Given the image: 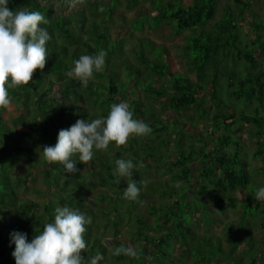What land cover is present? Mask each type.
Returning <instances> with one entry per match:
<instances>
[{
	"label": "trees",
	"instance_id": "obj_1",
	"mask_svg": "<svg viewBox=\"0 0 264 264\" xmlns=\"http://www.w3.org/2000/svg\"><path fill=\"white\" fill-rule=\"evenodd\" d=\"M108 1L11 0L9 4L13 10L42 12L48 24L41 27L47 29L51 39L46 44L49 55L44 69L34 71L27 84L8 86L11 103L18 112L14 122L30 125L36 134L8 126L5 108H0V264H15L10 233L24 232L30 240L53 219L58 205L91 218L84 234L87 248L81 251L84 264H90L97 253L104 257L99 264H182V252H190L194 264H210L209 259L215 256L233 264L243 257L247 258L246 264H264V247L263 254L253 250L255 241L248 230L264 226V201L255 198L264 180L256 178L241 151V133L247 132L255 146L253 154L261 160L258 171L264 172V16L263 20L255 17L253 0H234L239 9L234 11L226 5L218 19L214 15L219 0H163L166 4L150 0L132 25L142 28L146 23L154 28L168 22L177 33L191 30L182 50L186 73L171 70L168 61L161 60L160 45L151 46L145 39L139 40V46L150 48L155 57L147 58L140 49L135 56L143 61L142 69L125 64L124 74L118 78L107 61L121 51L122 39L112 40L102 23L111 21L119 0ZM98 14L99 22L95 21ZM100 50L106 52L105 66L94 72L84 86L70 74V69L81 55H95ZM188 74H194V79ZM142 92L156 100L165 97L163 111L172 110L175 114L170 120L163 118L152 103L143 102ZM120 99L129 104L133 118L152 128L151 134L131 136L124 145L112 142L108 148L115 144L113 153L94 150L89 162L77 161L74 173L65 172L59 162L48 163L44 159L43 146L54 145L60 129L77 119L106 117L110 106ZM191 106L197 109L193 118L185 113ZM23 112L28 115L26 119ZM199 120L204 122L203 130H194ZM172 141L174 158L164 160L163 166L173 165L178 170L169 178L172 183L165 181L150 187L166 202L149 205L148 213L153 217L149 223L141 214L130 211L136 207V200L123 203L129 178L114 175L115 160L133 161L136 167L130 179L140 188L147 160L158 164L159 153L168 149ZM73 159L78 160V156ZM15 162L19 177L13 180L9 172ZM193 162L199 165L197 171L192 168ZM88 163L91 168L80 171ZM45 164L41 171L36 168L37 173L53 192L48 191L43 205L32 200L27 203L19 197L17 184L20 180H33L36 171L33 173L31 168ZM88 175L89 182L102 187L92 197L97 209L86 207L88 200L81 195L82 186L87 189L84 182ZM204 197L222 212L225 205L240 211L236 219L223 226L226 250L220 236H197L194 232L200 222L206 225L215 220L209 215ZM122 211L131 220L125 231L130 237L124 240L115 236ZM197 211L200 217H196ZM107 226H111L114 235L109 247L96 236ZM120 247L134 248L137 256L115 255L114 250Z\"/></svg>",
	"mask_w": 264,
	"mask_h": 264
},
{
	"label": "clouds",
	"instance_id": "obj_2",
	"mask_svg": "<svg viewBox=\"0 0 264 264\" xmlns=\"http://www.w3.org/2000/svg\"><path fill=\"white\" fill-rule=\"evenodd\" d=\"M11 0H0V108L11 103L8 86L29 83L36 70H43L49 52L46 44L51 36L41 25L48 24L46 16L40 11L9 7ZM106 52L100 50L95 55L84 54L74 61L70 74L87 86L94 72L102 71L105 66ZM152 128L142 120L133 118V112L125 101L114 103L106 117L77 119L67 128L57 133L54 145H44L42 153L48 163L59 162L64 171H77V161L87 163L93 159L94 150L107 149L109 144L124 145L131 136H148ZM3 141L0 140V147ZM73 156H78L74 160ZM136 167L131 159H116L114 175L129 178L123 193L128 200L135 201L140 194L136 181L131 180L132 170ZM257 200L264 201V186L255 192ZM91 218L79 210L67 206L57 207L53 219L43 226L42 231L29 240L20 231L10 233V243L14 244L11 253L15 264H84L81 255L86 250L84 238L86 225ZM123 253L136 257L132 247H120L115 255ZM104 259L97 253L90 264H99Z\"/></svg>",
	"mask_w": 264,
	"mask_h": 264
},
{
	"label": "rangeland",
	"instance_id": "obj_3",
	"mask_svg": "<svg viewBox=\"0 0 264 264\" xmlns=\"http://www.w3.org/2000/svg\"><path fill=\"white\" fill-rule=\"evenodd\" d=\"M106 3H108V0H102ZM182 3H188L189 0H178ZM150 0H135V2H132L130 0H119V4L114 8V14L111 19V21H105L102 23V25L105 26L107 33L109 34V37L112 40H118L122 39V47L120 52H115V54L112 56L107 63H110V67L116 72V77H121V75L124 74V66L125 64L132 63L134 65H137V67L142 69L143 61H140L135 56V53L139 51L140 49L143 51L144 56L147 58H154L155 55L153 52H150V48L146 47H140L139 46V40H149L151 43V46L160 45V48H162V61H168L169 67L171 70H178L179 72L186 73L185 69V57H183L182 50L183 45L186 42L187 35H189L192 31L191 30H182L180 32H175L172 25L168 22L160 23L158 26L154 28H150L145 23L142 28H135L132 25V21L134 18L140 16L141 9L148 6ZM159 2V1H158ZM163 4H166L165 1L161 0ZM226 5L231 6L234 11H237L239 8L235 4L234 0H219L216 5V12L214 15V19H218L224 7ZM252 12L255 14L256 18H260L263 20L264 16V0H253L252 1ZM213 19V20H214ZM213 20L209 21L211 23ZM95 21L99 22L101 21V16L98 14L96 16ZM245 28V27H244ZM247 32H249L248 28H245ZM188 76L193 80L194 74H188ZM141 99L144 103H152L153 107L156 110L157 114H160L163 118L170 120V118L175 114L174 111L168 110L163 111L162 107L164 106V100L165 97H162L160 100L154 99V97H150L147 93H141ZM152 98V99H151ZM154 99V100H153ZM124 101L123 99L118 100ZM145 106V105H143ZM240 106V105H239ZM196 107L191 106L185 110V113L189 116H194L196 112ZM17 110L15 109V105L13 103H10L8 107L5 108L3 111L4 114V120L7 122L8 126L12 127L13 129H17L19 131H28L31 132L32 135L36 134V132L30 127V125L22 124L21 122H14V117L17 114ZM25 115L26 113L23 112ZM262 114L264 115V109L262 110ZM27 114L25 115V119L27 118ZM193 118V117H192ZM181 119V117H180ZM179 119V120H180ZM203 119V118H202ZM201 119V120H202ZM205 119V118H204ZM196 121V127L194 130H203L204 122L203 121ZM24 122V119L22 120ZM189 125V124H188ZM188 128H190L188 126ZM191 130V129H190ZM193 130V129H192ZM243 135V143L241 144V151H242V157L244 160L250 164L252 167V170L254 169V174L256 178L259 181L264 180V172H259L257 166L260 165L259 159H256V156L253 154V149H255L254 144L248 139L249 135L247 132H242ZM187 143H195L196 141L187 140ZM174 141L171 142L168 149H164L162 152L167 155H163V153H159L160 157L158 160V164L153 162V159H148L147 163L145 164L146 169L142 171V178H143V184L140 187V194L138 199L136 200V207L131 208L130 211L134 210L135 212L141 214L147 222H152L153 217L148 213V207L150 204L158 205L159 203L166 202V198L163 196H159L158 192L156 190H150V187L154 188L158 184H162L165 181H168V183H172L169 179L172 175V173L177 172V167L172 166H163L164 160L165 161H171L174 158V151L171 149L172 146H174ZM115 144H113L112 148H107L100 150L103 153L112 152L113 149H115ZM41 150V149H39ZM141 150L140 148L138 149ZM164 156V157H163ZM20 160V159H16ZM144 164V163H142ZM193 170L197 171L199 168V165L195 162L191 163ZM42 166V167H41ZM45 165H36L35 168H31V171L34 173L36 171V176L31 181L26 180H20L18 182V192L19 197L26 200V202L35 201L38 204L43 205L46 202L48 191L53 192V189L50 188L49 183L45 182L43 179V176L41 174L37 173V167L41 171L42 168H44ZM41 167V168H40ZM91 168V165L88 163L85 166L82 167L80 171L83 170H89ZM17 172V175H16ZM10 175L15 179V177H19L18 175V162H15L13 167L10 170ZM91 177L88 175L85 177L86 182H84L85 186H87V189L82 186L80 189L81 195L84 197L85 200L87 199L88 202L85 201L86 207L92 206V208L97 209L98 204L95 200L92 199L93 195H95L97 192L101 191L102 187L98 186L96 183H91L89 180ZM96 180H99V178L95 177ZM89 182V183H88ZM99 182V181H97ZM176 183V182H175ZM16 185V184H15ZM101 185V182H100ZM123 200H125L123 203H126L127 198L123 195ZM206 207L208 208L209 215L213 216L215 218L214 222L212 223H205L203 224L200 222V226L198 228H195L194 232L197 233V236H203V235H218L221 237V244L224 250L227 249L228 243L225 239H222V230L223 226L226 222H231L232 220L236 219V217L239 215L240 211L236 209H232L225 205L224 211H220L217 209L211 201L206 199L204 197ZM91 204V205H90ZM103 205V204H102ZM60 207L59 205L56 206ZM127 209V207H125ZM88 210V209H86ZM85 211V210H84ZM84 213V212H83ZM85 214V213H84ZM200 211L196 212V217H200ZM121 220L118 222V231H116V238H125L130 237L129 234H126L125 231L129 228V224L131 222L129 215L125 214L124 211L120 214ZM98 217V216H96ZM251 220V219H250ZM96 221H100L99 218L96 219ZM103 221V220H102ZM105 224V223H104ZM103 224V225H104ZM227 227V226H226ZM228 228V227H227ZM248 229V227H247ZM251 233V237H253L254 242V249L257 251L258 254L261 253V249L264 247V226H259L257 229H248ZM101 233L96 236H98L106 245H109L112 243V228L111 226H107L106 228L100 229ZM151 234H154V231H152ZM202 234V235H201ZM114 236V235H113ZM194 238V237H193ZM180 254V258L182 261V264H194L193 262V255L190 252ZM210 264H233V261L230 262L224 257L215 256L211 259H209ZM247 258L243 257L238 264H246ZM151 264V263H149ZM205 264V262L200 263Z\"/></svg>",
	"mask_w": 264,
	"mask_h": 264
}]
</instances>
